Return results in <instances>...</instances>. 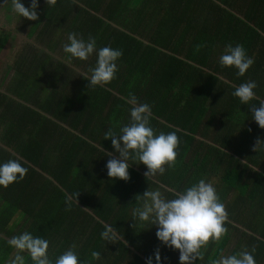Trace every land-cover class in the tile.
<instances>
[{
	"label": "trees",
	"instance_id": "obj_1",
	"mask_svg": "<svg viewBox=\"0 0 264 264\" xmlns=\"http://www.w3.org/2000/svg\"><path fill=\"white\" fill-rule=\"evenodd\" d=\"M41 3L48 7L38 0V8ZM37 31L41 44L49 36L51 53L38 59L31 52L18 70L26 81L0 92V140L13 151L0 147V164L16 159L28 169L22 181L0 186V264L12 257L7 240L24 231L49 241L53 261L75 244L84 264H147L148 257L157 264V249L160 264H179V251L157 239V227L133 217L143 204L136 195L159 190L172 199L196 183L207 164L220 171L218 185L217 176L206 182L226 206L228 232L202 249L204 258L195 264L253 247L256 264H264V144L253 151L264 129L250 112L264 100V0H57L32 21L28 38ZM72 32L85 41L95 37L97 49L122 50L110 84L88 88L83 78L96 53L71 60L80 71L66 63L62 49ZM237 43L254 59L244 76L219 64L226 45ZM248 81L256 82L258 99L243 105L232 92ZM130 93L151 106L157 134L178 135L176 165L146 178V166L129 161L128 181L110 179L106 154L118 153L104 133H118L129 122ZM239 224L251 233L235 238ZM105 225L117 233L115 241L101 238ZM92 251L101 258L92 260ZM26 264H32L27 256Z\"/></svg>",
	"mask_w": 264,
	"mask_h": 264
},
{
	"label": "clouds",
	"instance_id": "obj_2",
	"mask_svg": "<svg viewBox=\"0 0 264 264\" xmlns=\"http://www.w3.org/2000/svg\"><path fill=\"white\" fill-rule=\"evenodd\" d=\"M45 3L48 7H54L57 0H45ZM11 5L12 11L18 16L30 21L38 20V0H31L29 7H25L20 0H11ZM67 40L68 43L63 45V52L67 54L69 62L72 59L86 61L96 53L95 66L89 69L90 74H83V78L89 81L88 88L103 87L116 78L119 70L116 62L122 57V50L110 46L97 49L95 37L89 36L85 41L75 32L69 33ZM253 63L254 59L247 55L244 46L239 43L235 46L226 45L219 57L222 67H235L238 70L237 76H244ZM256 88L255 81L241 83L235 86L232 95L237 97L241 104L248 105L252 100L258 99L254 91ZM126 102L131 105L129 122L121 126L118 133L112 128L104 133V139L111 138L112 148L118 153V156L106 154L111 157L106 163L107 176L110 179L128 181L129 161H138V164L145 165L147 170L143 175L146 178L162 175L166 168H174L180 144L176 132L161 131L157 134L150 126L151 106L139 103L131 93ZM250 112L252 119L264 129V100H260L259 107L251 105ZM262 144L264 141L257 138L253 151H257ZM27 172L28 169L19 160H7L0 164V186L7 188L12 183L22 181ZM173 197L167 199L159 190H145L142 195H136L143 204L142 207L133 209L132 215L141 222L157 227V239L165 246L179 251V264H195L197 259L204 258L202 249L210 242H220L227 234L225 224L229 222V214L214 185L204 179L182 191L173 192ZM100 235L108 242L117 239V233L108 225H105V230ZM7 244L13 249V253L6 264H26V256L32 264H84L79 260L75 244L53 261L49 256V241L33 236L28 231L12 236L7 240ZM255 250L253 247L251 251L243 250L233 255H222L212 264H256L253 255ZM91 258L99 260L100 252L92 251ZM155 259L157 264H160L159 249L155 252ZM147 264H152V257L147 258Z\"/></svg>",
	"mask_w": 264,
	"mask_h": 264
},
{
	"label": "rangeland",
	"instance_id": "obj_3",
	"mask_svg": "<svg viewBox=\"0 0 264 264\" xmlns=\"http://www.w3.org/2000/svg\"><path fill=\"white\" fill-rule=\"evenodd\" d=\"M20 2L24 4L25 7H29L31 0H20ZM47 10H48V7H44L43 4L41 3L39 8L37 9V12L39 14H43ZM31 23L32 21L26 18L20 17L12 11L11 0H1L0 1V24L3 28H8L7 30L3 29L4 31L0 33V45H3L4 41L8 39L7 35H9V38H10V41L6 43L0 50V92L11 93L10 91L13 88H16L17 85L19 86V84H22V81H26V78L23 80L21 74H19V72L16 69L13 70L12 63L17 57H21L19 61L17 62L18 64L25 59L26 60L31 59L33 57V54H31L30 52L36 51L37 52L36 56L38 57V59L44 58L45 57L44 55L46 52H49V53L51 52L46 47V45L48 44L50 40L48 35L43 36L44 44H41L36 41V36H37L38 31L31 38H28V28L31 25ZM19 52L21 55L19 54ZM58 58H64V57L58 56ZM66 63L72 66L73 68H76V70L80 71V67L76 66L75 64H71V62L69 61H66ZM26 70L29 71V69H26ZM82 73L84 72L82 71ZM29 74H31L30 71H29ZM29 83H34V82H29ZM215 123H218V119L215 120ZM2 129L3 127L1 128V130ZM2 144L3 143L0 140L1 148L3 147ZM5 149L9 150L7 148ZM208 169L209 170L212 169V171L207 173ZM204 170L205 172H201L199 174V176L196 179V182H198L200 179H204L206 181L210 176H211L210 179L213 176H217V177H213L214 179L212 180L215 183H217L216 185H218L219 178H220V171H218L217 168L215 167L212 168V165L210 167V164H207ZM210 179L208 182H210ZM242 192L244 193V190ZM0 202H2L1 198H0ZM1 205L2 203H0V209H1ZM262 207H264V203L260 207V210H262ZM239 228H240L239 231L235 230V238L237 237V235L242 234V231H247L248 234L251 233L249 230H246L247 228H245L241 224H239ZM235 238L231 242V247L229 249V252L236 245L237 239L235 240Z\"/></svg>",
	"mask_w": 264,
	"mask_h": 264
},
{
	"label": "crops",
	"instance_id": "obj_4",
	"mask_svg": "<svg viewBox=\"0 0 264 264\" xmlns=\"http://www.w3.org/2000/svg\"><path fill=\"white\" fill-rule=\"evenodd\" d=\"M3 29H5V30H7L8 28H3L2 26H1V24H0V33L2 32V31H4ZM9 36V35H8ZM10 41V38H8V40H7V42L6 43H8ZM44 44V43H43ZM1 46V45H0ZM46 47H47V45H46ZM47 49H48V47H47ZM49 50V49H48ZM51 53V52H50ZM52 55H54V57H58L57 55H55L54 53H52ZM19 60H18V58H16L14 61H13V63H12V66H13V70H21V62L20 63H18L17 64V62H18Z\"/></svg>",
	"mask_w": 264,
	"mask_h": 264
},
{
	"label": "water",
	"instance_id": "obj_5",
	"mask_svg": "<svg viewBox=\"0 0 264 264\" xmlns=\"http://www.w3.org/2000/svg\"><path fill=\"white\" fill-rule=\"evenodd\" d=\"M34 107V106H33ZM3 147L8 148L9 150H11L8 146H6L5 144H2ZM12 151V150H11ZM13 152V151H12Z\"/></svg>",
	"mask_w": 264,
	"mask_h": 264
}]
</instances>
